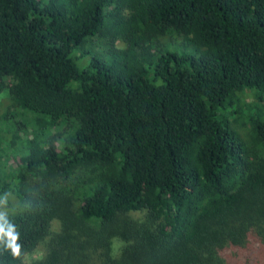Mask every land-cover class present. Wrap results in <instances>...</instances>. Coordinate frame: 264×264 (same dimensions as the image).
<instances>
[{
	"label": "trees",
	"instance_id": "16d2710c",
	"mask_svg": "<svg viewBox=\"0 0 264 264\" xmlns=\"http://www.w3.org/2000/svg\"><path fill=\"white\" fill-rule=\"evenodd\" d=\"M247 94L264 0H0V264H264Z\"/></svg>",
	"mask_w": 264,
	"mask_h": 264
},
{
	"label": "rangeland",
	"instance_id": "374dc122",
	"mask_svg": "<svg viewBox=\"0 0 264 264\" xmlns=\"http://www.w3.org/2000/svg\"><path fill=\"white\" fill-rule=\"evenodd\" d=\"M123 46H124V44H119V47H123ZM178 50L180 51V49H178ZM93 57L100 58V59H105L106 58L102 54V50H100L99 48H97V49H95V52H94V50H89L88 51V54L86 55V57L83 58L84 59L83 61L91 60ZM80 65L82 66V60H81V64ZM245 98H246L247 104L249 106H251V107L252 106H255V105L256 106H259V107L264 106V101L263 102L258 101L257 98H255V96L253 94H247L245 96ZM5 105H6V103H3V104L0 105V114H2V112L4 111L3 106H5ZM57 128H58V129H56L57 130V134H64L63 132L67 130L64 127V125L58 126ZM22 131L23 130L21 129L20 136H22L23 139L28 138V137L29 138L32 137L30 135L31 134L30 131L28 133V136L24 132H22ZM54 133H56V132L54 131L53 134ZM21 154H22L21 151L20 152H18V151L17 152L16 151L10 152V156H9L10 163H9V165L16 166V160H15V158H20ZM8 170H9V168H8ZM138 215L139 214H137L136 216H138ZM52 231H53V235L54 236L55 235H58V234H60L62 232L61 224H60L59 221H55L53 223ZM117 245H118V243H117ZM46 254H47L46 247L44 245L43 246H40L34 253L29 254V255H27L25 257L24 264H33L36 261H40V260H42L46 256Z\"/></svg>",
	"mask_w": 264,
	"mask_h": 264
},
{
	"label": "clouds",
	"instance_id": "9594fccd",
	"mask_svg": "<svg viewBox=\"0 0 264 264\" xmlns=\"http://www.w3.org/2000/svg\"><path fill=\"white\" fill-rule=\"evenodd\" d=\"M0 235H7L13 243H10L7 245V247L11 248L12 255L14 257L20 256V245L14 243L18 239V233H15V229H9L7 233H4V229L2 226H0Z\"/></svg>",
	"mask_w": 264,
	"mask_h": 264
}]
</instances>
